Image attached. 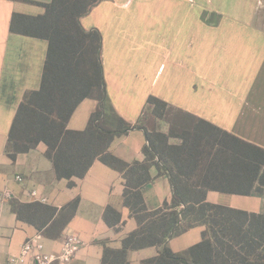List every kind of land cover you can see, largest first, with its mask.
<instances>
[{
    "label": "crops",
    "instance_id": "crops-1",
    "mask_svg": "<svg viewBox=\"0 0 264 264\" xmlns=\"http://www.w3.org/2000/svg\"><path fill=\"white\" fill-rule=\"evenodd\" d=\"M49 1L0 0V264H22L11 263L10 259L18 255L28 238L40 233L34 225L17 219L9 204L10 199L34 201L30 197L32 190L45 197L46 204L57 208L79 196L76 213L60 236L56 239L42 237L44 250L59 251L65 234L76 233L82 239V245L69 264H101L103 245L120 248L122 239L137 228L135 219L123 204V173L95 160L86 175L75 178V185L70 187L67 180L55 178L51 163L44 155L43 143L27 153L18 154L15 160H11L4 151L23 93L39 87L47 50L46 40L12 32L11 17L13 13L42 14L44 8L34 2ZM257 1V19H264V14H260L264 13L261 11L264 0ZM214 15L231 18L229 12L215 10L201 0H99L80 22L86 30L96 28L101 34L106 93L124 120L136 123L147 97L151 95L264 148V91L248 93L251 91L243 89L242 80L236 96L238 99L233 103L226 102L222 94V110L214 111V90H199L200 82L209 80L208 74L203 73L202 77H205L201 78L198 70L192 68L193 58L197 61L196 54L185 57L181 52L184 34L207 35V29L201 27L199 20L213 18ZM259 23L264 24L263 21ZM263 32L264 25L254 26L247 33L249 36L258 35L257 40ZM259 48L262 50L264 46ZM239 63L241 78L245 71L241 56ZM257 87L258 84L255 89ZM96 104L93 99L81 101L69 119L68 128L83 129ZM167 128V124H161L163 132ZM180 142L177 138L168 140L172 145ZM146 144L145 133L141 129L130 128L127 133L114 138L109 152L127 163L143 161L142 149ZM162 155L171 163L173 171L183 178L194 179L210 171V168L201 171L195 161H180L167 154ZM159 164L160 170L156 166L150 168L152 179L142 189L145 204L150 210L161 207L164 202L170 203L173 194L170 173L162 162ZM178 167L181 168L178 170ZM206 200L230 208L264 213V194L242 195L208 190ZM107 206L120 213V221L114 226L103 219ZM203 228L194 226L169 239L171 250L179 251L199 242ZM157 252L156 246L130 250L127 260L129 264H141V260L153 257Z\"/></svg>",
    "mask_w": 264,
    "mask_h": 264
},
{
    "label": "trees",
    "instance_id": "trees-1",
    "mask_svg": "<svg viewBox=\"0 0 264 264\" xmlns=\"http://www.w3.org/2000/svg\"><path fill=\"white\" fill-rule=\"evenodd\" d=\"M98 1L34 2L44 8L42 14L13 13L10 30L46 40L47 50L39 87L23 93L14 113L4 147L6 155L15 160L18 154L43 143L55 178L67 180L70 187L75 178L86 175L95 160L123 173V204L137 228L122 239L120 248L104 244L101 264H129L128 251L150 246H156L158 252L141 264H264V213L206 200L208 190L264 194V148L151 95L136 123L124 120L106 93L101 34L96 28L86 30L80 22ZM86 98L97 102L86 126L68 128L74 110ZM162 123L168 126L166 132L161 130ZM130 128L145 133L143 161L127 163L109 152L114 138ZM170 138L181 142L168 144ZM163 153L180 161H195L201 171H210L194 179L183 178L173 171ZM159 162L170 173L173 194L170 203L150 210L142 189L152 179L150 168L160 170ZM78 203L79 196L60 208L38 201L9 200L17 219L34 225L49 239L60 236ZM103 219L114 226L120 213L107 206ZM198 225L204 227L199 242L171 250L169 239Z\"/></svg>",
    "mask_w": 264,
    "mask_h": 264
},
{
    "label": "rangeland",
    "instance_id": "rangeland-1",
    "mask_svg": "<svg viewBox=\"0 0 264 264\" xmlns=\"http://www.w3.org/2000/svg\"><path fill=\"white\" fill-rule=\"evenodd\" d=\"M201 2L215 10L231 14V18L214 15L213 18L200 19L201 27L207 29L205 36L195 32H187L183 36L181 52L185 57L196 54L197 61L193 58L192 68L198 70L201 78L205 77V75L202 77L203 73L208 74L209 80L200 82L199 90L201 92L214 90L216 98L213 100L215 103L213 107L216 111L222 110V94L226 102L233 103L238 99L236 96L242 80L243 89L251 91L248 93L255 90L264 91V49L259 48L264 46V32L257 40L255 39L258 35L249 36L247 33L254 26L264 25L259 23L264 22V19L263 17L257 19L259 13L257 0H201ZM261 7V11L264 12V4ZM244 45L251 47H243ZM256 45L258 47H255ZM240 56L245 67L241 78ZM257 84L258 87L255 89Z\"/></svg>",
    "mask_w": 264,
    "mask_h": 264
},
{
    "label": "built area",
    "instance_id": "built-area-1",
    "mask_svg": "<svg viewBox=\"0 0 264 264\" xmlns=\"http://www.w3.org/2000/svg\"><path fill=\"white\" fill-rule=\"evenodd\" d=\"M17 179H20L17 176ZM7 195H9L7 193ZM34 201L46 202V198L40 196L36 190L30 192ZM82 245V239L76 233H67L62 239L59 251H45L40 233L28 238L21 246L17 256L10 259L11 263L24 264H69Z\"/></svg>",
    "mask_w": 264,
    "mask_h": 264
}]
</instances>
